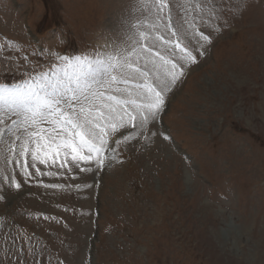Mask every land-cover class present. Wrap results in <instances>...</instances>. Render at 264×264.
Listing matches in <instances>:
<instances>
[{
	"label": "rangeland",
	"instance_id": "obj_1",
	"mask_svg": "<svg viewBox=\"0 0 264 264\" xmlns=\"http://www.w3.org/2000/svg\"><path fill=\"white\" fill-rule=\"evenodd\" d=\"M167 4L157 20L139 0H0L9 88L51 77L58 56L131 55L139 32L147 45L171 38L169 11L173 27L211 41L197 54L193 38L196 62L184 61L156 119L132 127L125 115L101 153L29 156L28 177L0 159V264H264V0ZM0 115L5 128L16 119Z\"/></svg>",
	"mask_w": 264,
	"mask_h": 264
},
{
	"label": "snow or ice",
	"instance_id": "obj_2",
	"mask_svg": "<svg viewBox=\"0 0 264 264\" xmlns=\"http://www.w3.org/2000/svg\"><path fill=\"white\" fill-rule=\"evenodd\" d=\"M139 6L159 20V14L168 4L167 0H139ZM164 19L171 38L157 32L152 44L147 45L142 42L148 38L147 34L139 32L138 46L131 55L121 50L120 53H99L95 60L58 56L62 66H55L51 77L41 73L40 79L26 88L0 85V113L16 117L5 128L4 116L0 115L3 163L7 165L15 160L28 177L32 175L28 171L29 156L33 165L37 161L47 163L49 156L55 163L54 157L61 156L62 152L65 162L67 154H71L74 161L88 160L91 153L99 154L104 150L108 134L105 129L115 134L118 127L126 126L125 115L132 127L136 126L132 121L137 116L141 126L154 121L164 104L165 93L184 75V61L196 62V55L189 47L193 38L199 45L195 49L197 54H202L199 51L203 47L199 43L201 39L211 42L198 29L192 28L189 32L183 25L173 27L170 11ZM42 125L59 130L58 134L52 136ZM84 152L89 155H83ZM21 157L26 159L22 162ZM97 163L102 164L103 160ZM20 186L14 182L15 189Z\"/></svg>",
	"mask_w": 264,
	"mask_h": 264
}]
</instances>
